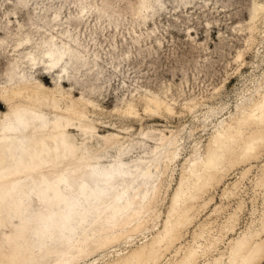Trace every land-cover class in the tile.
<instances>
[{"label": "rangeland", "instance_id": "obj_1", "mask_svg": "<svg viewBox=\"0 0 264 264\" xmlns=\"http://www.w3.org/2000/svg\"><path fill=\"white\" fill-rule=\"evenodd\" d=\"M263 95L264 0H0V140L17 154L0 165V264H110L150 245L181 176ZM263 144L178 194L189 217L155 264L230 215L207 257L258 228Z\"/></svg>", "mask_w": 264, "mask_h": 264}, {"label": "bare ground", "instance_id": "obj_2", "mask_svg": "<svg viewBox=\"0 0 264 264\" xmlns=\"http://www.w3.org/2000/svg\"><path fill=\"white\" fill-rule=\"evenodd\" d=\"M49 60L52 65L53 63L55 64L58 62V58H54L53 55ZM253 106L258 107V109L260 110V115L258 117H249V115H251L249 112L244 116L242 121L238 120L239 122L236 123L238 126H240L243 123H248L247 125H249V122L255 125L257 124V126L258 124L264 123V95L260 99V101L254 103ZM237 125L231 124V126L226 128L225 130L215 133L211 137V146L209 147L204 158L200 162L201 164L199 166L197 164L194 165L192 170H188V171L186 170L187 174H183L181 176V179L179 180V183L175 189V193L171 200L170 209L165 222V226L163 227L164 228L163 231L161 230L160 232L158 230L159 232V233L157 232L158 235L154 236L155 238H153V241L151 240L152 242H150V245L148 246L141 245L142 247L140 246V248H137L136 250L129 253V255H126V257L123 258L122 261L118 260L110 264H155V262L158 259L164 256V254L169 249V247H171L170 246L171 244L181 239L182 236V234L180 233V230L182 228L181 222L187 219V217H189L188 211L191 209L192 205L188 204L185 206V204H183L184 205L183 207L180 206L178 209H176V205L179 203L181 204L182 201L178 197V194L182 192L184 189H190L189 191L190 196L189 198H187V200L196 199L198 193L200 192L201 187H203L207 183L210 184V181L216 178L218 172L222 171V164L226 160L233 161L236 158L235 162L238 163L239 161L247 160L246 158L251 156V152L261 147V145L264 143V129L261 130L258 128L256 130H253V128L252 129L250 128L251 131H248V133L246 132L247 135L244 136L245 133H242V129L241 130L239 128L237 129ZM243 131L246 130L243 129ZM11 139H12L11 137H7L0 140V165H5L6 163L7 164L10 163L9 165H11L13 164V162L15 163L16 161L14 157H16L17 154L15 153L14 149L11 152H9L10 148L13 146V141ZM7 157H10L11 159L10 162H8V160L6 159ZM145 172H148V168L146 169ZM258 179L259 180L257 181V186H259L260 184L264 185V176ZM84 185L85 184L83 182H80L79 188L83 189ZM95 192L96 191L94 189L92 191L90 189L88 190V195L94 196ZM134 197L135 194L132 195V199ZM60 198L63 199L62 197L59 196V199ZM14 203L20 204L21 197L14 199ZM120 212L121 211L119 208H115L111 211L110 214L111 216L113 215L117 216V214ZM175 212L176 215L174 216L173 213ZM258 220H260V223L257 229L250 230L241 240H237V241L231 240L228 243V247L226 248L227 251L225 250H224L225 252L218 251L219 256H216L217 255L216 253V255L210 258L207 256L210 253L212 254L216 249L218 250V248H216L217 242H219L225 236V234H227L228 232H232L234 230L235 218L234 216L230 215L227 219V224L225 225L216 226V224L211 225V223H209L204 227L203 230L201 229L202 231L197 233V236L194 237L192 242H188L187 246L177 247L175 253L173 254V257H175L174 260L167 262V264H256L264 256V238H262L264 235L261 237L262 233L264 232V193H263L262 212L260 214V219ZM22 228L23 229L19 231V235L26 234L25 226ZM165 233L168 236V239L166 238L168 241L167 243L168 245L162 247L159 244V241L161 235ZM203 235H204L205 243H201L195 246L194 242L196 241L197 237L200 238ZM114 238L111 240H114ZM24 241H27V239L25 238ZM108 242L110 241H107V243ZM28 248L30 249V245H28ZM27 255H33V252L31 250L27 251ZM52 264H58V263L54 262Z\"/></svg>", "mask_w": 264, "mask_h": 264}]
</instances>
